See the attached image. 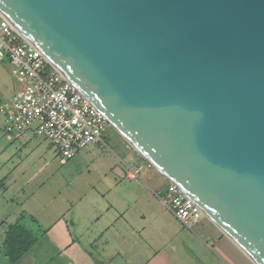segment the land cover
Returning a JSON list of instances; mask_svg holds the SVG:
<instances>
[{
	"label": "water",
	"instance_id": "1",
	"mask_svg": "<svg viewBox=\"0 0 264 264\" xmlns=\"http://www.w3.org/2000/svg\"><path fill=\"white\" fill-rule=\"evenodd\" d=\"M0 13L264 264V0H0Z\"/></svg>",
	"mask_w": 264,
	"mask_h": 264
},
{
	"label": "crops",
	"instance_id": "2",
	"mask_svg": "<svg viewBox=\"0 0 264 264\" xmlns=\"http://www.w3.org/2000/svg\"><path fill=\"white\" fill-rule=\"evenodd\" d=\"M16 90L12 91L7 97L8 99L3 101H11ZM37 136L39 135L31 133L23 136L7 133L6 143L9 142L11 148L15 147L16 150H3V160L6 162V160L13 159L22 145L34 144L31 149L33 152L34 148L39 147L38 141L34 143L33 139ZM98 144L103 147L105 145L98 141L88 146ZM89 155L91 167L87 172L88 175H92V177L99 175L97 179L103 180L104 183H92L91 187L87 185L84 197L77 199L63 197V202L56 201L55 208L53 211H48V214L44 210L49 204L42 203L36 219L29 216L25 210L18 209L13 219L10 221L9 219L2 220L0 223L2 236H4L0 243V252L4 250V239L9 225L20 220L35 232L38 240L17 264H22L25 256L31 253L36 254L38 249L47 247L44 239H48L49 243L51 240L55 242L53 246L56 251L55 258L60 262L63 261L67 264H106L104 259H98L94 255L90 247L84 243L83 238H88L86 240L88 244L100 247L104 252L110 250L112 253L121 252L123 254L130 251L133 253V260L138 262L136 264H195L197 255L190 238L201 231L208 237H212L216 244H219V248L228 258L225 259V262H229L230 258L232 260L238 258L242 262L255 264L210 219H203L197 232L184 227L157 195L158 192L166 190L169 180L157 170L163 179H160V185L151 188L146 178L150 181L156 177L155 174L143 176L141 171L139 176H133L130 173L129 166L143 165L148 161L138 150H131L129 153L130 158L134 161L133 164L128 163L126 166L120 167L114 161L105 166L107 162H102V160H99V164L105 167L96 166L95 162L98 159L93 154V149L84 152L81 157L85 159L87 157L88 161ZM45 167L44 165L41 166L31 175L25 168L21 169L20 173L24 186L19 192L24 191L25 193L26 187L39 176ZM16 168L6 169L0 165V184H6L7 180L16 182L17 179L13 176ZM61 195L62 192L59 190L56 196L60 197ZM88 196L89 199H86ZM110 197L112 198L110 199ZM6 206L7 204L3 205V208ZM57 210L60 211L57 212ZM141 241L144 243V248L141 246ZM144 253L146 256L141 258V254ZM111 258L114 259V257ZM6 259L8 258L5 257V261ZM5 261H2L1 264H5ZM36 261L39 263V258H36Z\"/></svg>",
	"mask_w": 264,
	"mask_h": 264
},
{
	"label": "built area",
	"instance_id": "3",
	"mask_svg": "<svg viewBox=\"0 0 264 264\" xmlns=\"http://www.w3.org/2000/svg\"><path fill=\"white\" fill-rule=\"evenodd\" d=\"M4 62L9 63L19 83L11 101H0L6 133L44 137L57 149L63 163L91 143L106 144L103 135L111 126L107 116L0 13V64ZM147 165L155 167L149 160ZM144 167L132 165L129 170L133 176H139ZM157 195L193 232L208 218L173 182L169 181L166 190Z\"/></svg>",
	"mask_w": 264,
	"mask_h": 264
},
{
	"label": "rangeland",
	"instance_id": "4",
	"mask_svg": "<svg viewBox=\"0 0 264 264\" xmlns=\"http://www.w3.org/2000/svg\"><path fill=\"white\" fill-rule=\"evenodd\" d=\"M19 87V83L13 76L11 67L8 62L0 64V101L4 99L7 100L8 96L12 91H15ZM4 100V101H5ZM5 132V120L0 117V165H3L6 169L16 168L14 177L17 179L16 182H11L7 180L6 184H0V223L2 220L13 219L14 215L17 213L18 209L25 210L29 216L37 218V214L40 211V206L42 203L49 204L46 206L44 212L48 214V211L55 208L56 201L63 202V197H84L87 191V185L91 187L92 183H101L103 180H98L99 175H88V170L90 169V155L87 161L81 155L93 149V154L97 156V161L95 165L98 167H105L114 161L118 166H126L128 163L133 164L134 161L130 158L129 153L131 150H136L132 147L118 132L117 130L110 126L108 130L103 135V140L106 143L103 146L90 145L85 149H82L80 153L75 155L73 158L69 159L67 162H61V156L57 149L48 141L41 136L33 137L34 143L38 141L39 147L34 148L32 152V147L34 144L22 145L16 153V156L10 161L6 162L3 160L2 151L12 150L15 147L10 146V143H6ZM34 136V135H32ZM99 160L102 162L106 161L105 166L99 164ZM148 162V161H147ZM144 164L145 167L142 169L143 176L151 175L152 173L156 175L155 178L150 181L147 180L151 188H155L160 185L163 176L157 171L155 167H150ZM138 163V162H137ZM46 166L45 169L39 174V176L26 187V192L21 191L23 185V179L20 170L25 168L29 175L38 170L41 166ZM137 165V164H135ZM140 164H138L139 166ZM1 178V174H0ZM14 183V184H11ZM62 192V195L56 196L58 191ZM57 198V199H55ZM89 199V196L86 199ZM112 197H110L111 199ZM9 202V203H8ZM7 204L5 208L3 205ZM57 204V203H56ZM60 208V207H59ZM60 210H57V212ZM53 212L51 213V215ZM2 228L0 227V243L3 240ZM190 241L193 243V248L196 252V262L195 264H249L248 262H242L238 258H230L229 262H225L228 259L227 256L219 248V244H216L212 237H208L202 231L196 235L192 236ZM84 243L90 247L94 255L98 259H104L106 264H136V260H133V253L126 251L123 254L121 252L112 253L110 250L104 252L100 247H95V245L88 244L86 240L88 238H83ZM47 247L40 248L36 251V254L31 253L25 256L22 260V264H67L66 262H60L56 259V251L54 250V241L48 242V239H44ZM141 246L144 248V243L141 241ZM233 255V254H232ZM146 256V254H141ZM167 256V255H166ZM4 250L0 252V264L5 261ZM111 257H114L112 259ZM233 257V256H232ZM8 258V257H7ZM39 258V263L36 261ZM43 258V259H42ZM45 259V260H44ZM8 259H6L5 264Z\"/></svg>",
	"mask_w": 264,
	"mask_h": 264
},
{
	"label": "trees",
	"instance_id": "5",
	"mask_svg": "<svg viewBox=\"0 0 264 264\" xmlns=\"http://www.w3.org/2000/svg\"><path fill=\"white\" fill-rule=\"evenodd\" d=\"M37 240L38 236L23 221L19 220L9 225L4 239V252L8 257V264H17Z\"/></svg>",
	"mask_w": 264,
	"mask_h": 264
}]
</instances>
